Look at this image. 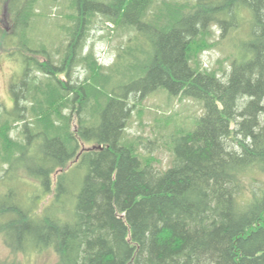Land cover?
<instances>
[{"label": "trees", "instance_id": "trees-1", "mask_svg": "<svg viewBox=\"0 0 264 264\" xmlns=\"http://www.w3.org/2000/svg\"><path fill=\"white\" fill-rule=\"evenodd\" d=\"M52 5L0 0V49L20 69L0 108V171L35 188L0 182L7 248H52L60 264H264V191L244 183L264 173V0H70L55 39L32 35ZM242 9L240 52L204 67L213 27L223 38ZM96 24L124 40L108 64L87 44ZM163 91L201 104L195 127L130 135L143 98Z\"/></svg>", "mask_w": 264, "mask_h": 264}, {"label": "rangeland", "instance_id": "rangeland-1", "mask_svg": "<svg viewBox=\"0 0 264 264\" xmlns=\"http://www.w3.org/2000/svg\"><path fill=\"white\" fill-rule=\"evenodd\" d=\"M51 0H47L49 3ZM55 5H52L53 9L52 14L48 17L47 21L38 20L35 23V29L32 32V35L36 37L44 36L47 39H55L62 31L59 27L60 15L62 11V6L69 3L70 0H52ZM0 27L5 29L8 28V22L5 17V13L2 11L0 16ZM106 27L103 25L96 24L94 29L90 32V36L87 44H93L95 51L99 54V60L104 61L105 64H108L112 59H114L118 48L123 47V41L121 38L114 37L113 28L109 27L110 35L107 38L104 36L106 33ZM215 34L214 39L221 40L213 48H204L202 52V64L208 69H217L220 65L226 68L228 61H225L224 58L230 53L231 49L236 48V52H240L241 42L245 41L249 34V14L247 9H242L238 15V26L236 29L231 28L230 31L220 37L222 30L219 27H213ZM219 29V30H218ZM33 30V29H32ZM104 34V35H103ZM218 41V40H217ZM119 46V47H118ZM8 48V47H6ZM8 51L0 49V108L2 105L5 107H10L12 104V97L10 94V84L20 73L19 69V59L7 57L6 53ZM223 59L224 62L220 64L218 61ZM79 76L81 73H78ZM165 92V91H163ZM166 92L165 93H156L144 97L140 105L142 107V117L139 120L137 114L134 112L132 116V121L127 128V132L130 135L144 134L154 135L157 133V130L170 134L174 128H184V129H193L195 127L196 121L201 115V104L192 99V98H183L172 96L169 98ZM166 114L173 120L172 123H165L161 117H165ZM168 120V121H170ZM157 124L159 126L157 127ZM167 126V128H164ZM160 142V141H159ZM158 142V143H159ZM89 146V145H86ZM152 157L155 159L156 168L164 170L167 168L171 158L170 147L161 141L151 153ZM5 178L7 182L16 184L15 190L18 193L19 197H23L24 194L32 192L35 188L29 182V178L25 175L23 170H18L17 175H14L13 172L5 174L3 170L0 171V182L1 184L6 185ZM27 180L29 182H25ZM244 183L248 189L253 187H260L259 191H264V173L259 171L257 168L254 170L248 171L244 176ZM28 183V184H27ZM54 184L51 187V194L42 200L40 209L48 206L52 201V193L54 191ZM1 189V188H0ZM261 193V192H258ZM0 262L10 263L14 262L16 264H60L58 262L57 256L52 248H41L29 253L14 252L7 248L3 241V235L0 233Z\"/></svg>", "mask_w": 264, "mask_h": 264}]
</instances>
